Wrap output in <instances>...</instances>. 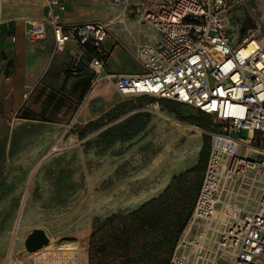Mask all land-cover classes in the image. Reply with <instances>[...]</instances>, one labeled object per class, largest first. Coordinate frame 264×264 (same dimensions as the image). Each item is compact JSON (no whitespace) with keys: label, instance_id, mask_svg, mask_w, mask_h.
Wrapping results in <instances>:
<instances>
[{"label":"rangeland","instance_id":"rangeland-1","mask_svg":"<svg viewBox=\"0 0 264 264\" xmlns=\"http://www.w3.org/2000/svg\"><path fill=\"white\" fill-rule=\"evenodd\" d=\"M123 1L134 16L136 5L141 10L154 0ZM249 14L264 22L261 0H243L232 11L239 31L251 24ZM113 93L112 109L66 130L20 122L17 101L0 105V262L12 238L22 255L24 240L41 230L49 239L44 247L75 242L82 264H168L194 206L210 134L220 125L172 101ZM43 109L37 115L50 118ZM169 186L165 203L152 204L159 214L147 208L133 215ZM152 221L155 230L147 226Z\"/></svg>","mask_w":264,"mask_h":264},{"label":"built area","instance_id":"built-area-1","mask_svg":"<svg viewBox=\"0 0 264 264\" xmlns=\"http://www.w3.org/2000/svg\"><path fill=\"white\" fill-rule=\"evenodd\" d=\"M38 1L42 15L20 19L25 41L37 45L50 36L54 54L68 44L89 45L94 51L88 64L91 87L110 81L120 96L172 101L220 125L210 134L194 206L168 264H264V22L249 14L251 24L239 31L231 16L243 0H154L136 9L150 30L134 55L143 72L108 75L102 45L111 35L110 24H65L69 0ZM109 1L112 7L125 5ZM9 23L14 24L0 21ZM15 43L13 34L3 45ZM77 66L71 63L69 72ZM13 245L12 238L0 264H82L78 247L48 246L19 255Z\"/></svg>","mask_w":264,"mask_h":264},{"label":"crops","instance_id":"crops-1","mask_svg":"<svg viewBox=\"0 0 264 264\" xmlns=\"http://www.w3.org/2000/svg\"><path fill=\"white\" fill-rule=\"evenodd\" d=\"M0 21L13 22L16 43L4 50L5 60L0 57L3 71L11 61L9 74L0 76V105L17 101L14 114L22 108L20 122L44 121L51 127L66 130L82 127L100 118L117 105L110 81L90 86L93 79L88 64L94 56L93 49L86 45L77 49L68 44L62 53H53L50 36L37 45L28 44L23 37V17L38 18L43 8L38 0H0ZM126 13V6L112 7L102 0H69L62 17L65 24L83 22H107L111 35L103 42L107 53L104 73L108 75L140 74L135 60V51L149 38L150 30L140 23L138 17ZM127 12H132L127 11ZM1 56V55H0ZM77 61L75 73H70L71 63ZM139 67V68H137ZM31 91L27 98L23 95ZM40 105L50 118L37 115Z\"/></svg>","mask_w":264,"mask_h":264},{"label":"trees","instance_id":"trees-1","mask_svg":"<svg viewBox=\"0 0 264 264\" xmlns=\"http://www.w3.org/2000/svg\"><path fill=\"white\" fill-rule=\"evenodd\" d=\"M14 34V26H13V24L12 23H9V24H7V25H0V57L2 58V59H4L5 60V54H4V50H5V48H7L6 46H4L3 45V42H4V40L7 38V37H9V36H12ZM161 106H163V104H160ZM203 151H204V147H203V149L201 150V152H200V156L202 155V153H203ZM170 191H171V188H170V186L165 190V192L161 195V196H159V198H158V200L156 201V200H153V201H151L150 203H148V204H146V205H144V206H142L137 212H135V213H133V215L134 214H138L140 211H144V210H146L147 208H149V210H153V215H157V214H159L160 213V211L158 212L157 210L158 209H156L155 210V208L153 207V208H151L152 207V204H155V203H157V202H159V203H161V205L162 204H164L165 202V200L167 199L166 197H169V194H170ZM151 208V209H150ZM155 211V212H154ZM147 226H150L151 227V229H156V228H158L157 227V225H156V223H153V221L152 222H147ZM178 230H181V225H180V227H178ZM183 231V230H182ZM182 233V232H181ZM125 245H127L126 243H125Z\"/></svg>","mask_w":264,"mask_h":264},{"label":"water","instance_id":"water-1","mask_svg":"<svg viewBox=\"0 0 264 264\" xmlns=\"http://www.w3.org/2000/svg\"><path fill=\"white\" fill-rule=\"evenodd\" d=\"M12 62L7 61L2 71L3 75L7 76L9 74V68L11 67ZM48 243V238L44 235L41 230H34L30 235L24 240V248L28 253L35 252Z\"/></svg>","mask_w":264,"mask_h":264},{"label":"bare ground","instance_id":"bare-ground-1","mask_svg":"<svg viewBox=\"0 0 264 264\" xmlns=\"http://www.w3.org/2000/svg\"><path fill=\"white\" fill-rule=\"evenodd\" d=\"M157 104H152V109L153 110H156L157 109ZM251 132H250V134H249V136L251 137ZM17 222L20 224V220H19V218H18V220H17ZM48 242H49V239H48ZM48 244V243H47ZM46 244V245H47ZM53 245L55 246V247H66V248H70V247H74L75 246V242H73V241H65V240H57V241H55L54 243H53Z\"/></svg>","mask_w":264,"mask_h":264}]
</instances>
